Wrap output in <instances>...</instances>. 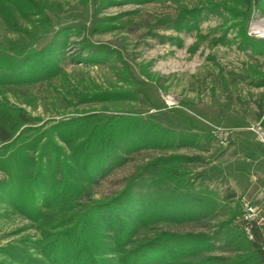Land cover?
<instances>
[{
    "label": "trees",
    "instance_id": "16d2710c",
    "mask_svg": "<svg viewBox=\"0 0 264 264\" xmlns=\"http://www.w3.org/2000/svg\"><path fill=\"white\" fill-rule=\"evenodd\" d=\"M91 1L95 6L100 3L80 0L84 6ZM261 1L216 0L210 4L213 12L227 11L244 27ZM113 2L101 0L100 5ZM64 13L65 6L56 1L0 0V172L5 175L0 180L1 210L20 215L31 224L7 237L18 236L29 228L35 230V234L26 233L5 245L0 243V264H264L261 234L254 230L253 240L246 237L236 223L242 214L239 207L223 206L228 217L212 235L163 229L165 224L200 225L217 211L216 201L192 193L187 165L199 161L198 157L160 156L137 168L115 196H92V188L100 179L126 161L125 154L140 151L141 139L154 146L172 147L178 137L183 140L181 146L194 142L192 136L152 126L141 129V118L112 115L108 107L46 120L19 106L38 110L36 101H29L25 95L21 101L15 88L51 81L62 72L56 55L67 43L56 40L42 49L36 45L52 33L54 24L49 14L60 18ZM198 14L184 8L176 20L164 18L159 22L179 31ZM102 26L103 20L95 14L89 26L84 24L82 28L93 36L104 32L106 27ZM73 27L60 29L56 39L66 36ZM243 40L245 44H255L244 30ZM80 44L82 51L94 50L87 37ZM98 54L95 51L90 59L98 60ZM253 73L256 87L264 88V73ZM124 91L76 93L79 103L70 102L76 106L84 102L115 106L133 96L129 93L125 97ZM10 92L19 98V105L10 102ZM42 107L44 114H49ZM259 111L263 123L261 105ZM139 180L148 192H138ZM234 196L232 193L224 199ZM152 225L159 226L154 234L148 230ZM219 240H227L232 247L230 256L215 254Z\"/></svg>",
    "mask_w": 264,
    "mask_h": 264
},
{
    "label": "rangeland",
    "instance_id": "374dc122",
    "mask_svg": "<svg viewBox=\"0 0 264 264\" xmlns=\"http://www.w3.org/2000/svg\"><path fill=\"white\" fill-rule=\"evenodd\" d=\"M50 1L63 4L65 13L60 18L49 14L54 28L36 47L42 49L54 45L56 40L67 43L56 55L62 72L51 81L27 84L22 89L12 88L15 93L19 92L21 101L24 100L22 95L29 101H36L38 110L19 105V98L10 92L7 95L12 104L25 108L34 116L41 114L46 120L66 119L77 112L108 107L112 115L141 118V129L152 126L153 129L184 133L194 138V142L181 146L179 143L183 140L177 136L172 147L165 144L154 146L152 142L139 138L140 151L125 154L126 161L115 165L106 177L100 179L92 188L94 199L120 193L127 179L149 161L178 154L199 158V161L187 165L192 193L216 201L217 211L200 225L165 224L163 229L212 235L228 217L229 212L223 211L224 205L226 209L239 207L241 211L240 199L243 197L255 204L264 191V146L247 128L262 122L259 106L264 109V88L256 87L252 78L254 70L264 73V55L261 54L264 38L254 32L258 25L264 28V0L253 9L251 19L244 27L240 19H234L227 11L213 12L210 3H217L216 0L144 3L115 0L110 5H100L101 0H98L97 6L93 1L87 6L80 0ZM184 8L199 13L188 26L177 31L169 29L167 23L160 24L164 18L176 20ZM95 14L103 20L102 27L106 28L92 36L82 26H89ZM1 21L0 18V29ZM72 26L75 27L70 32ZM60 29H69L68 34L56 39ZM243 30L255 44H245ZM85 37L94 50H81L80 43ZM95 51L100 56H97L98 60H91ZM105 89L125 90V97L129 93L133 96L115 106H102L100 102H84L76 106L70 102L79 103L76 93L97 94ZM42 106L49 110V114H44ZM207 122L231 129V142L228 145L216 143ZM4 178L0 172V180ZM146 191L148 189L142 187L139 180L138 192ZM232 193L234 197L224 199ZM2 206L0 203L2 245L26 233L35 234V230L29 228L21 236L7 237L16 229L31 224L20 215L4 213ZM261 215L264 216L263 212ZM158 227L152 225L148 230L154 234ZM215 244L218 247L215 254L231 255L232 247L228 246L227 240Z\"/></svg>",
    "mask_w": 264,
    "mask_h": 264
},
{
    "label": "built area",
    "instance_id": "2783aa9c",
    "mask_svg": "<svg viewBox=\"0 0 264 264\" xmlns=\"http://www.w3.org/2000/svg\"><path fill=\"white\" fill-rule=\"evenodd\" d=\"M258 37L262 38L259 32L254 31ZM212 139L221 145H228L232 140L233 132L231 129L220 127L208 123ZM248 131L255 135L256 140L264 146V125L262 122L251 125ZM242 214L237 218L236 223L242 227L249 240L254 239V230L259 231L264 243V216L261 215L259 207L246 197L240 199Z\"/></svg>",
    "mask_w": 264,
    "mask_h": 264
},
{
    "label": "crops",
    "instance_id": "0c3cea01",
    "mask_svg": "<svg viewBox=\"0 0 264 264\" xmlns=\"http://www.w3.org/2000/svg\"><path fill=\"white\" fill-rule=\"evenodd\" d=\"M255 204L259 207L261 213L263 212L264 214V191L257 197Z\"/></svg>",
    "mask_w": 264,
    "mask_h": 264
},
{
    "label": "bare ground",
    "instance_id": "6f19581e",
    "mask_svg": "<svg viewBox=\"0 0 264 264\" xmlns=\"http://www.w3.org/2000/svg\"><path fill=\"white\" fill-rule=\"evenodd\" d=\"M254 30L255 31L257 30V32H259L260 36L262 38H264V28L262 26L258 25Z\"/></svg>",
    "mask_w": 264,
    "mask_h": 264
}]
</instances>
